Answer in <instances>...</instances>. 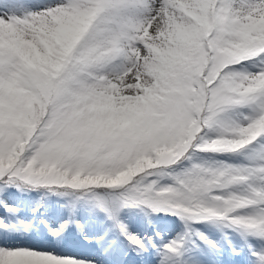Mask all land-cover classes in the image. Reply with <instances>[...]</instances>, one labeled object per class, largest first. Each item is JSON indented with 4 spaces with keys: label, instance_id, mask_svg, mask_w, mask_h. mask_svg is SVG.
I'll return each mask as SVG.
<instances>
[{
    "label": "snow or ice",
    "instance_id": "6c2138e0",
    "mask_svg": "<svg viewBox=\"0 0 264 264\" xmlns=\"http://www.w3.org/2000/svg\"><path fill=\"white\" fill-rule=\"evenodd\" d=\"M0 264H264V0H0Z\"/></svg>",
    "mask_w": 264,
    "mask_h": 264
}]
</instances>
